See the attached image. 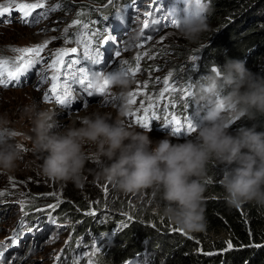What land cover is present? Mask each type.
<instances>
[{
  "label": "rangeland",
  "instance_id": "374dc122",
  "mask_svg": "<svg viewBox=\"0 0 264 264\" xmlns=\"http://www.w3.org/2000/svg\"><path fill=\"white\" fill-rule=\"evenodd\" d=\"M95 1L97 0H0V5L3 4L0 9H8L6 12H9L7 15L0 16V57H2L0 60L9 61V67H11L19 55L12 49L44 46L40 57L37 58L40 62L23 75L24 80L18 86L0 87V117H6L11 127L21 132L17 142L21 145L23 152V157L18 162L15 171L11 173L0 171V193H3V195H0V246H3L4 250L11 247L7 255H0V264H97L96 255L106 251L112 244V232L106 231L98 233V235L97 232H90V227L84 225L85 220L81 217L90 218L92 223L98 222L97 215L99 212L121 215L124 218L123 220L132 217L131 221H133L134 216L139 222H146L143 217H151L168 230L181 234L174 230L179 227L163 215L164 202L159 194L151 189L123 193L114 184L106 182L100 176L99 172L103 167V163L92 160L85 164L82 183L79 186L74 185L72 182H61L47 178L39 170V164L42 160L29 150L30 142L24 139V134L29 132L30 125L17 118V116L20 113L19 110L23 107L21 104L22 99L26 100L31 92L37 93L36 100L42 107L51 108L58 112L57 118L60 121L66 120L65 125L70 124L76 116L89 115L87 105L97 104L101 108H104V106L112 107L111 109L117 111L113 107L114 101L112 100L111 90L107 91L103 97L94 94L90 98L82 93L81 98H86L85 101L78 99L74 103L76 97L79 96L76 87H85L77 84L71 85L74 99L70 103V107L63 108L56 105L53 98H50L48 102H43V95L51 87V81L47 78L53 75V72L48 69V64L56 58V53L59 50L71 49L72 47H77L78 53L75 55L84 59L82 55L83 47L77 45L75 41L80 34L89 37L91 33L89 30L95 26L92 24V20L98 17V13L109 7L115 8L114 19L112 20L114 25H124L125 27L121 28L119 33L110 37L111 43L115 45L116 53H119V55L110 53L106 68L100 71L110 72L117 67L136 69L137 60H139L137 74L134 77L130 75L134 80L131 93L135 94V103L131 105L129 113L135 112L136 117L127 115L125 118L126 124L137 131L148 132L149 138L156 142L172 135L171 125L166 126V121L171 120L172 116L181 120L182 123L186 116L190 119L193 118V107L191 102H187L190 97L183 98V89L189 84L194 85L202 76L198 72V69H201L200 60L203 57L200 52L204 47H208L209 42L219 33V30L216 29L217 23H214V15L208 16L209 28L195 43L185 39L174 26H159L158 15L154 17L158 26L145 32L147 38H142L140 33V38L133 42L130 38L135 31L140 32L143 27V20L146 18L152 2L146 0L147 2L142 5H133L132 9L124 10L119 8L121 4L117 0H112V3L105 0L103 5H98ZM41 2L44 7L35 9L32 16L27 17L29 23H24V18L21 12L17 10V6ZM137 9L139 10L136 12ZM40 13H46L47 15L41 16L39 23L34 22L36 16ZM132 13H137L139 21L131 24L130 14ZM166 13L171 17L168 10ZM74 21H80V23L74 24ZM84 24H87V29L83 28ZM104 35L109 36V31L103 34L99 33L98 37H89L92 39L94 48H100L104 43ZM65 40L71 42L65 43ZM179 50L182 51L178 52ZM68 58L66 57V59ZM80 66L83 65L80 64ZM79 67H76V69ZM6 77L5 75L3 78L6 79ZM165 78L169 79L170 84L175 86L176 92L166 94L161 100L159 94L163 91V80ZM41 80H43V83L40 82ZM64 82V73L62 72L60 83L63 84ZM94 97L98 99L95 100ZM149 98H151V101H149ZM97 101H99V104ZM77 102L81 103V106L76 107ZM149 102L159 105L154 109L158 118L155 121H150V130H143L134 121L137 117L144 115L143 108L147 107ZM165 105H167V108L164 107ZM150 115L151 111L149 112ZM243 125L241 119L234 123L230 131H235L236 128ZM191 135L181 134L173 138L172 142L182 143L186 136ZM208 166L213 168L214 173L211 177L205 176L202 178L205 183L211 181L205 186L204 199L209 193V184H217L222 187L219 183L221 168L214 162ZM69 190L70 193H74L76 196L79 195L84 199H88L84 200L87 205L85 210L74 209L75 212L70 211L81 216L74 217L73 221H67L64 217L58 218L59 205L62 201H66L62 194ZM223 193H225L224 189ZM98 197L101 199L100 204L102 207L96 210ZM104 202L118 204V211L103 205ZM50 205L58 206L51 208ZM25 212L27 215H25ZM87 212H95V215H86ZM50 217L56 223H51ZM21 221L24 222L22 236L17 246H12L11 238L20 230ZM28 227L33 229L39 227V230L46 231L41 237L36 235L35 231L27 232ZM74 230H77V232L74 233ZM80 232L81 234L78 235ZM184 236L189 237V234ZM222 238V234L208 237L210 241H219ZM145 240L139 242L142 249L146 245ZM142 249L139 253L145 252ZM94 252L95 255H93ZM135 254H138V252L132 255ZM130 256L125 257L120 264H124L130 259ZM57 257H59V260H57ZM132 260L134 264H148L147 257L142 258L139 262H137L136 257H133ZM164 260L165 257L156 256V264H164Z\"/></svg>",
  "mask_w": 264,
  "mask_h": 264
},
{
  "label": "clouds",
  "instance_id": "9594fccd",
  "mask_svg": "<svg viewBox=\"0 0 264 264\" xmlns=\"http://www.w3.org/2000/svg\"><path fill=\"white\" fill-rule=\"evenodd\" d=\"M168 12L175 29L190 42H197L209 28L208 0H176ZM139 38L137 30L130 39ZM89 82L94 92L112 91L118 118L97 111L65 125L58 112L37 101L20 109L30 125L24 139L42 160L43 176L79 186L85 164L102 162L99 174L106 182L123 193L151 189L159 194L163 215L188 234L207 227L202 178L210 163L221 168L219 183L229 206H264V130H257L264 118V75L249 70L245 60L226 57L217 72L205 73L193 85L191 120L196 131L182 143H173L174 135L153 142L148 132L126 124L134 80L121 67L93 72ZM241 119L251 126L230 131ZM20 136L6 117H0V171L17 168L23 157Z\"/></svg>",
  "mask_w": 264,
  "mask_h": 264
},
{
  "label": "trees",
  "instance_id": "16d2710c",
  "mask_svg": "<svg viewBox=\"0 0 264 264\" xmlns=\"http://www.w3.org/2000/svg\"><path fill=\"white\" fill-rule=\"evenodd\" d=\"M128 1L117 0L122 6ZM208 2L219 33L200 52L203 56L200 60L201 69H198L200 75L210 72L211 66L222 65L226 57L245 60L249 70L264 75V0ZM95 3L103 5L105 0H97ZM110 8L112 7L102 10L92 20L97 30L103 27L99 15L106 17ZM242 120L243 126H251L252 122ZM259 123L261 127L257 130H264V118ZM213 173V168L208 166L206 177L213 176ZM208 187L209 193L203 201L207 227L203 232L189 234L191 239L168 230L151 217H143L146 222H139L134 216L131 221L123 220L121 215L99 212V221L92 223L90 218L70 212L74 209L85 210L87 205L84 200H88L70 193V190L62 194L66 201L59 205L58 218L73 221L74 217H81L85 220L84 225L90 227V232H97V235L116 230L113 232L110 248L96 255L97 264H120L125 257L137 252L141 257L139 252L142 247L139 242L144 239L146 245L143 249L148 253V264H156V256L159 255L165 257L164 264H264V206L254 202L240 207L229 206L222 187L217 184H209ZM96 202L98 210L102 207L100 197ZM102 204L118 211V204ZM121 224L126 227L122 228ZM80 234L81 232L78 235ZM218 234L223 235L222 240L208 239Z\"/></svg>",
  "mask_w": 264,
  "mask_h": 264
},
{
  "label": "snow or ice",
  "instance_id": "6c2138e0",
  "mask_svg": "<svg viewBox=\"0 0 264 264\" xmlns=\"http://www.w3.org/2000/svg\"><path fill=\"white\" fill-rule=\"evenodd\" d=\"M109 3H112V0H109ZM44 4L36 3V4H20L17 6V10L21 12L24 23H29L27 17L32 16L33 12L37 8H43ZM8 11V9H0V16L4 14V12ZM46 13H40L36 16L35 21L39 23L41 16H46ZM148 16L150 18H145L143 20V27L140 29L141 37L147 38L145 36L146 30L150 28L151 25H155L157 21L154 17L151 16L149 13ZM74 24H79L80 21H74ZM87 24L83 25L84 29H87ZM67 31V30H65ZM99 33L92 32L89 34V37H98ZM89 37H85L83 34L78 35L75 43L77 45H82L83 47V58L88 63L97 66H106L107 58L104 56L103 49L101 48H94L92 45V39ZM103 41L105 42V46L107 43L111 42V38L108 35H104ZM71 41L65 40V43H69ZM44 46H37V47H25V48H18L12 49V51L19 53L16 57L15 63L9 67V61L7 60H0V87H7L8 82H14L20 79L21 76L28 73L30 69H32L35 65H37L40 61L39 58ZM78 53L77 47H72L71 49H61L56 53V58L48 64V69L53 72V75L50 78L51 87L48 89V92L43 95V102H48L50 98H53L57 105L64 106L66 104H70L74 99L73 96V89L71 87L72 84H77L80 86H85L83 91L88 97H93L95 95H99L101 97L105 96L106 90H98L92 91L91 84L89 82V76L91 74V70L89 68H85L80 66L76 69L77 65L81 64V60L75 56ZM118 56L119 53H116ZM72 57L66 59V57ZM139 67V60H137V68L134 69L132 67H121L122 71L126 74L131 76H135L137 74V69ZM64 73V83L61 84V73ZM210 72H217V66H211ZM7 76V81L3 78ZM171 75V74H169ZM43 83V80L40 81ZM163 91L159 94V99H163L166 94L175 93L176 88L175 86L170 84L169 79L165 78L163 80ZM193 85L189 84L183 89V98H189L192 94ZM135 94L130 93V101L129 103L132 105L135 103ZM151 101V98H149ZM159 105L153 102H149L147 107L143 108L144 115L139 116L135 119V124H137L143 130H150V121H155L158 117L154 109ZM167 108V105L164 106ZM174 107V105H173ZM151 111V115L149 116V112ZM133 117H136L135 112L128 113ZM171 125V134L174 136L183 135H191L193 134L196 129L192 123V120L187 116L184 118L183 123L181 120L177 119L175 116H172L171 120L166 121V126ZM22 150V149H21ZM207 183H211V181H207ZM3 195V193H0ZM58 205H50L49 207L54 208ZM23 211V205H22ZM86 215H95V212H87ZM25 215L27 213L25 212ZM51 223H56L54 219L51 217L49 218ZM131 219V217H128ZM20 230L11 238L12 246H17L19 239L22 236V231L24 229V222L21 221L20 223ZM121 227H126L125 224H121ZM175 231L181 233L182 235H187L182 229L175 228ZM34 229L32 227L27 228V232H32ZM191 239V237H188ZM231 247V244H229ZM4 247L0 246V255H3ZM95 255V252L93 253ZM59 260V257H57Z\"/></svg>",
  "mask_w": 264,
  "mask_h": 264
},
{
  "label": "bare ground",
  "instance_id": "6f19581e",
  "mask_svg": "<svg viewBox=\"0 0 264 264\" xmlns=\"http://www.w3.org/2000/svg\"><path fill=\"white\" fill-rule=\"evenodd\" d=\"M148 1H150V2H152V6H151V8H150V10L148 11V14L150 13L151 14V16L152 17H155V15H158V20H159V26H163V27H172L173 26V21H172V19H171V17L169 16V15H167V10L170 8V6L171 5H173L174 3H176V0H148ZM144 2H147L146 0H136L135 1V3H134V5H142V4H144ZM1 5H3V4H1ZM0 5V6H1ZM181 7H183V5L181 4L180 5ZM139 9H137L136 10V12L138 11ZM147 11V10H146ZM148 14L146 15V18H147V16H148ZM170 14V13H169ZM130 17H131V24L132 23H134V22H136V21H139V16L137 15V13L135 14V13H132V14H130ZM149 17V16H148ZM150 29V28H149ZM147 31V30H146ZM151 33H153V32H151ZM28 93H30V92H28ZM27 93V94H28ZM36 94L37 93H35V92H31V95L28 97V95H27V97L28 98H26V100H23L22 99V101H21V104L24 106L25 104H27V103H29L30 101H37L36 100ZM28 99V100H27ZM80 100V101H82V100H84L85 101V99H83V98H81V94L79 95V96H77L76 97V99H75V102L74 103H76V101L77 100ZM93 99H95V100H97L98 98L97 97H94ZM20 102V101H19ZM99 101H97V103H98ZM100 103H101V101H100ZM99 104V103H98ZM79 106H81V103L79 104L78 102H77V106L76 107H79ZM20 107V106H19ZM75 107V108H76ZM21 108V107H20ZM75 108H72V109H75ZM87 111L88 112H90L89 113V115L91 114V113H93V112H97V111H99L100 113H102V114H108V115H110V117L112 118V119H116V118H118V112L117 111H115L114 109H111V108H109V107H105L104 106V108H101V107H99V105H91V106H89V105H87ZM71 110V109H70ZM86 110V109H85ZM17 111V110H16ZM20 111V110H19ZM18 111V112H19ZM67 111V110H66ZM16 115H18V114H16ZM85 116V115H84ZM17 118H19L20 120H22L23 122H25V123H27V124H29L28 123V121H26V120H23L22 118H21V116H20V113H19V115L17 116ZM66 120H62V122L64 123ZM33 220H36V219H33ZM34 231L36 232V235H40L41 237L43 236V234L45 233V231L46 230H39V227L38 228H36V229H34ZM113 232H114V230H113ZM113 232H112V234H111V238L113 237ZM1 244H4V243H1ZM9 249H11V247H9ZM9 249L7 248V249H5L4 251H3V256H5V255H7L8 254V251H9ZM147 254V255H146ZM148 256V253L147 252H144V253H141V257L138 255V254H135V255H132V256H130V259H128L124 264H134V262H133V260H132V258L133 257H136V259H137V262H139L140 260H142V258H145V257H147ZM147 259H148V257H147Z\"/></svg>",
  "mask_w": 264,
  "mask_h": 264
}]
</instances>
